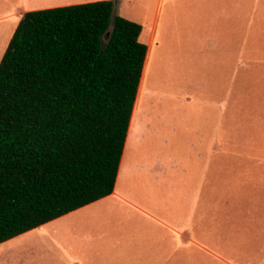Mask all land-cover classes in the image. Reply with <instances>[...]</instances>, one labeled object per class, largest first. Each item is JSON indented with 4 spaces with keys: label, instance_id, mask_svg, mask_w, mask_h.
Instances as JSON below:
<instances>
[{
    "label": "trees",
    "instance_id": "obj_1",
    "mask_svg": "<svg viewBox=\"0 0 264 264\" xmlns=\"http://www.w3.org/2000/svg\"><path fill=\"white\" fill-rule=\"evenodd\" d=\"M114 2L15 26L0 58V243L114 189L147 51Z\"/></svg>",
    "mask_w": 264,
    "mask_h": 264
},
{
    "label": "rangeland",
    "instance_id": "obj_2",
    "mask_svg": "<svg viewBox=\"0 0 264 264\" xmlns=\"http://www.w3.org/2000/svg\"><path fill=\"white\" fill-rule=\"evenodd\" d=\"M25 1L26 7L47 4L46 0L35 5H30L35 0ZM238 1L230 0V25L215 28L195 17L182 16V9L176 22L171 21L170 5L165 6L150 65L155 74L150 70L149 79L154 83L149 80L151 93L141 115L147 118L140 120L133 143L124 149L120 182L127 189L124 167L132 148L133 156L137 151L188 161L201 154L192 147L213 144L215 161H224L227 170L239 173L216 179L213 213L208 220L200 213L198 240L206 250L232 264H260V248L245 242L248 235L256 233V211L264 210V0H240L241 17ZM156 3L118 0L116 14L141 25L142 43L151 30ZM20 8L22 0H0V58L19 20L12 14ZM239 50L244 63L240 80L226 87L222 60L229 51L237 55ZM154 88L160 89L159 93ZM202 154L206 158V150ZM208 201L210 206V198ZM197 261L221 264L201 249Z\"/></svg>",
    "mask_w": 264,
    "mask_h": 264
},
{
    "label": "crops",
    "instance_id": "obj_3",
    "mask_svg": "<svg viewBox=\"0 0 264 264\" xmlns=\"http://www.w3.org/2000/svg\"><path fill=\"white\" fill-rule=\"evenodd\" d=\"M46 1L44 6L26 7V1L22 0V8L12 16L20 19L29 11L103 0H69L62 4ZM113 1L117 7L118 0ZM36 2L40 0L30 1V5ZM167 4L171 21L176 22L182 9V16L195 17L212 28L230 25V0H157L153 24L143 42L147 47L144 65L147 60L151 65L160 19ZM240 11L239 0L241 17ZM222 62L227 79L224 85L232 87L233 81L240 80L244 66L241 50L237 55L229 51ZM192 148L201 154L198 159L188 161L137 151L133 156L132 148L124 167L127 181L124 189L120 182L124 145L110 195L0 243V264H198L199 249L210 254L215 262L232 264L200 245L198 221L200 213L207 220L213 213L216 179L221 176L228 179L239 172L227 170L224 161H215L213 144ZM205 150L206 158L202 154ZM256 212V233L248 235L245 244L253 242L260 248L258 257L260 264H264V210Z\"/></svg>",
    "mask_w": 264,
    "mask_h": 264
},
{
    "label": "bare ground",
    "instance_id": "obj_4",
    "mask_svg": "<svg viewBox=\"0 0 264 264\" xmlns=\"http://www.w3.org/2000/svg\"><path fill=\"white\" fill-rule=\"evenodd\" d=\"M54 1H66V0H54ZM158 68V67H157ZM161 68V66H160ZM159 69V68H158ZM158 69H155V70H158ZM150 66H149V62L147 60V62L145 63L144 65V68H143V71H142V76H141V79H140V84H139V88H138V93H137V97H136V101H135V105H134V109H133V112H132V116H131V120H130V127H129V130H128V133H127V140H126V144H125V147H130L131 143H133V140H132V136L135 135L137 132H138V129L140 127L139 125V122L142 118V120H145V115L144 116H141L142 113H144V109H145V105L146 104V101H145V98L146 96L151 93V89L148 90V84L150 83L149 82V75H150ZM154 71V70H152ZM164 71V70H162ZM155 74V71L153 72ZM169 73V72H168ZM153 74V75H154ZM160 74V73H159ZM162 74L165 75V72H163ZM153 75H152V79H153ZM161 75V74H160ZM168 76V75H167ZM162 77V76H161ZM160 78V76H159ZM156 79V78H155ZM164 79V78H163ZM162 80V79H161ZM151 81V80H150ZM154 81V79H153ZM158 81V80H157ZM164 82V81H163ZM152 83V81H151ZM154 83V82H153ZM152 83V84H153ZM156 83V82H155ZM162 84V83H161ZM154 86V85H152ZM151 86V87H152ZM158 86V85H157ZM162 88V87H161ZM155 89V88H154ZM153 89V90H154ZM157 91V93H159V90L158 88L155 89ZM162 92V91H161ZM157 93L153 94L156 95ZM160 96V94L158 95ZM150 101V100H149ZM152 103V102H151ZM151 109V108H150ZM146 110V109H145ZM148 112V111H146ZM159 114V113H158ZM162 115V114H161ZM148 116V115H147ZM152 118V117H151ZM147 121V119H146ZM145 122V121H143ZM145 124V123H144ZM145 126V125H143ZM139 134V133H138ZM135 140V139H134Z\"/></svg>",
    "mask_w": 264,
    "mask_h": 264
},
{
    "label": "water",
    "instance_id": "obj_5",
    "mask_svg": "<svg viewBox=\"0 0 264 264\" xmlns=\"http://www.w3.org/2000/svg\"><path fill=\"white\" fill-rule=\"evenodd\" d=\"M113 13L116 14V2H114V5H113Z\"/></svg>",
    "mask_w": 264,
    "mask_h": 264
}]
</instances>
